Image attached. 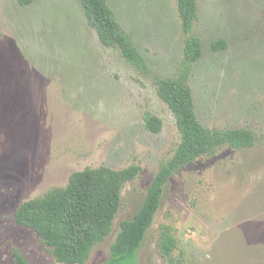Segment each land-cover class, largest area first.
Segmentation results:
<instances>
[{
    "label": "rangeland",
    "instance_id": "374dc122",
    "mask_svg": "<svg viewBox=\"0 0 264 264\" xmlns=\"http://www.w3.org/2000/svg\"><path fill=\"white\" fill-rule=\"evenodd\" d=\"M108 1L155 71L174 76L186 38L177 0ZM198 2L194 33L204 54L190 78L198 117L209 127L249 129L256 141L223 146L172 176L138 264H167L163 223L174 228L184 264H264V0ZM220 38L227 47L213 49ZM148 111L163 120L161 131L145 127ZM179 142L154 77L101 43L78 0H0V264H13L16 248L31 264H66L14 221L15 210L67 185L75 171L139 164L111 233L82 264L107 263L122 221L134 217Z\"/></svg>",
    "mask_w": 264,
    "mask_h": 264
},
{
    "label": "trees",
    "instance_id": "16d2710c",
    "mask_svg": "<svg viewBox=\"0 0 264 264\" xmlns=\"http://www.w3.org/2000/svg\"><path fill=\"white\" fill-rule=\"evenodd\" d=\"M35 0H19L23 6ZM90 26L96 29L101 43L116 48L144 76H153L158 95L172 110L180 142L167 161L161 163L147 191L146 198L132 219L122 221L111 245L112 256L105 264H138V253L146 234L161 207L166 184L172 176L204 156H214L223 146L247 148L255 144L253 131L245 128H218L205 125L198 117L190 84L194 64L204 54L203 41L194 33L200 17L198 0H177L178 14L185 38L184 57L174 76L157 73L145 55L124 30L108 0H78ZM215 50L227 47L220 38L212 43ZM145 127L159 132L163 120L148 111ZM141 166L126 168L107 165L87 167L70 175L65 186L50 188L43 196L24 201L14 212V221L34 230L51 249L57 261L66 264L85 263L93 248L112 231L122 203L127 182L139 176ZM159 249L167 264H184L177 254L179 240L167 223L160 227ZM13 264H31L18 248Z\"/></svg>",
    "mask_w": 264,
    "mask_h": 264
}]
</instances>
